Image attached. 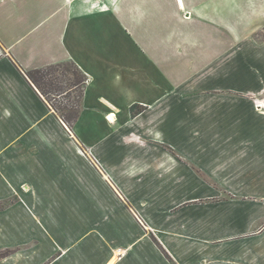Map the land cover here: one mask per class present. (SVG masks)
Returning <instances> with one entry per match:
<instances>
[{
  "label": "crops",
  "instance_id": "crops-1",
  "mask_svg": "<svg viewBox=\"0 0 264 264\" xmlns=\"http://www.w3.org/2000/svg\"><path fill=\"white\" fill-rule=\"evenodd\" d=\"M263 24L264 0H0V264H264ZM64 62L72 130L25 75Z\"/></svg>",
  "mask_w": 264,
  "mask_h": 264
},
{
  "label": "trees",
  "instance_id": "trees-1",
  "mask_svg": "<svg viewBox=\"0 0 264 264\" xmlns=\"http://www.w3.org/2000/svg\"><path fill=\"white\" fill-rule=\"evenodd\" d=\"M55 73H57L58 76H61L65 86H69V89H62L61 86H63V84H61L62 82L59 83L60 78L55 76ZM25 75L27 79L39 90L54 112L62 119L66 126L72 130V127L78 118L86 80V77L80 72L78 67L72 62H64L40 69L29 70L25 72ZM38 83L43 84L48 89L49 93L52 90L57 92L56 97L58 99H67V95L71 90H73L75 93L74 104L71 106L67 104V106L59 108L60 110L66 112L64 115L60 116L50 104L43 88H41L42 91L39 89L40 87L38 86Z\"/></svg>",
  "mask_w": 264,
  "mask_h": 264
},
{
  "label": "rangeland",
  "instance_id": "rangeland-1",
  "mask_svg": "<svg viewBox=\"0 0 264 264\" xmlns=\"http://www.w3.org/2000/svg\"><path fill=\"white\" fill-rule=\"evenodd\" d=\"M227 11H229V10H227ZM243 29H244V31H246L247 34L250 33V34H253V35H256V36H264V24L261 27H259V28L243 27ZM55 76H58L57 73H55ZM58 78H60L59 79V83L62 82L61 84H63V86H61L62 89L63 90L69 89V86H65L64 81L61 79V76H58ZM38 84H39L38 86L40 87L39 89L41 90V88H43V91L46 92V95H47V98H48L50 104L54 107V109L56 110V112L60 116L64 115L66 112L60 110L59 108L67 106V104L69 106L74 104V102H75V97H74L75 93H74L73 90H71L69 92V94L67 95V99H65V100L64 99H60V98L58 99L56 97V93L57 92H55L54 90H52V91L50 90L51 92L49 93L48 89L43 84H41V83H38ZM101 135H99L100 137H99V140H98L100 143L104 142L106 140V137H104L103 135L101 136ZM137 147H142V146H141V144H138L135 141H129V142L125 143V148H127L129 151H136ZM177 158H178L179 161L180 160L182 161L184 156L178 154ZM97 168H98V170H100V172L102 171L103 173H105V171H104L102 166H97ZM136 220L138 221V223L140 224L141 227H144V226L148 227L147 220H145L141 215L138 214V217H136ZM151 238H153V237H151ZM155 242H156V240H155ZM121 258H122V254H119V255L116 256L117 260H120ZM166 258L168 260H171L168 256H166Z\"/></svg>",
  "mask_w": 264,
  "mask_h": 264
},
{
  "label": "built area",
  "instance_id": "built-area-1",
  "mask_svg": "<svg viewBox=\"0 0 264 264\" xmlns=\"http://www.w3.org/2000/svg\"><path fill=\"white\" fill-rule=\"evenodd\" d=\"M87 82H88V80L86 79V80H85V84H86Z\"/></svg>",
  "mask_w": 264,
  "mask_h": 264
}]
</instances>
